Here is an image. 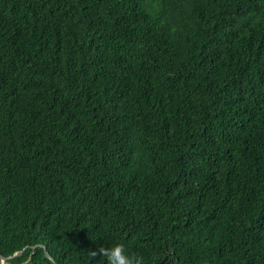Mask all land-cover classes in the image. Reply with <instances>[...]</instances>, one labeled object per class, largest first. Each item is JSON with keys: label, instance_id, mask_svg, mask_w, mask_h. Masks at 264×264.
Wrapping results in <instances>:
<instances>
[{"label": "trees", "instance_id": "16d2710c", "mask_svg": "<svg viewBox=\"0 0 264 264\" xmlns=\"http://www.w3.org/2000/svg\"><path fill=\"white\" fill-rule=\"evenodd\" d=\"M120 242L264 264V0H0V264Z\"/></svg>", "mask_w": 264, "mask_h": 264}, {"label": "clouds", "instance_id": "9594fccd", "mask_svg": "<svg viewBox=\"0 0 264 264\" xmlns=\"http://www.w3.org/2000/svg\"><path fill=\"white\" fill-rule=\"evenodd\" d=\"M103 254L107 264H145L144 257L140 254L129 253L127 246L120 242L110 247H101L99 249H89V256L96 257Z\"/></svg>", "mask_w": 264, "mask_h": 264}, {"label": "water", "instance_id": "95a60500", "mask_svg": "<svg viewBox=\"0 0 264 264\" xmlns=\"http://www.w3.org/2000/svg\"><path fill=\"white\" fill-rule=\"evenodd\" d=\"M47 256H49V257H50V255H49L48 253H47ZM1 259H2L3 261H4V260H6V258H2V257H1Z\"/></svg>", "mask_w": 264, "mask_h": 264}]
</instances>
